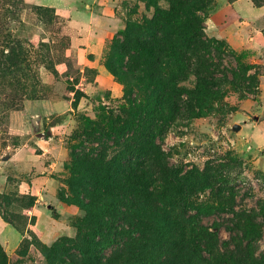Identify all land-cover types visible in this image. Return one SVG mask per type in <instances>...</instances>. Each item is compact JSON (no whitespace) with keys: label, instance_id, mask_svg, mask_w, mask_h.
I'll list each match as a JSON object with an SVG mask.
<instances>
[{"label":"rangeland","instance_id":"rangeland-1","mask_svg":"<svg viewBox=\"0 0 264 264\" xmlns=\"http://www.w3.org/2000/svg\"><path fill=\"white\" fill-rule=\"evenodd\" d=\"M168 8L159 0H0V246L5 264H125L124 240L109 245L101 233L92 232L76 200L123 198L129 161L140 154L142 169H150L149 152L160 154V168L169 175H193L209 185L194 195L196 202L233 194L231 211L199 218L216 234L221 254L235 251L233 241L240 238L234 214L254 213L263 232L253 255L264 264V219L258 215L264 201V0H203L193 10L207 52L187 53L191 63L233 86L216 84L215 96L200 99L171 86L175 107L158 103L155 113L150 104L159 87L139 86L108 67L140 68V41H149L144 24ZM155 34L162 40L161 32ZM159 58L158 73L175 75L173 52L168 49ZM181 86L191 89L193 80ZM126 87L140 123L126 133H90L86 119L106 128L100 112L113 116L124 103ZM150 118L156 137L152 144L140 141L139 147L135 131ZM152 173L158 179V169Z\"/></svg>","mask_w":264,"mask_h":264},{"label":"trees","instance_id":"trees-1","mask_svg":"<svg viewBox=\"0 0 264 264\" xmlns=\"http://www.w3.org/2000/svg\"><path fill=\"white\" fill-rule=\"evenodd\" d=\"M154 1L156 0H140L148 4ZM159 1H165L169 8L167 11H158L147 25L144 24L149 41L147 44L140 41V68L133 69L130 65V71H121L119 68H111L110 65V73L114 76L120 75L139 86L143 84L152 89L159 87V95L150 104L154 106L155 113L158 103H164L171 109L175 107L174 96L168 91L171 86H175L176 90L182 91L190 99L215 96L218 93L216 84L233 86L232 81L225 78L215 81L208 69H202L197 62L191 63L187 55L190 53L196 56L201 51L207 52L204 42L199 39L201 29L192 14L193 10L200 8L203 0ZM157 31L164 35L162 40L155 34ZM129 32L127 29L125 34L129 35ZM168 49L173 52L175 64L177 63V72L170 78L160 75L157 66L161 64L159 55ZM190 79L194 84L191 89L181 86ZM168 95L170 98L164 101ZM130 97L131 89L126 87L124 103L116 108L113 116H109L104 110L100 112V118L107 119L106 128L98 122L86 119L88 131L92 134H121L131 130L135 122L140 123L138 107L131 103ZM162 110L159 108L161 114ZM135 133L138 134L136 144L139 147L143 140L152 144L156 137L152 119L143 120L139 131ZM146 156L152 162L150 169H142L140 154L133 161H129L126 167L128 176L125 177L128 193L123 198L110 195V200L103 199L98 203L86 204L76 200L77 206L88 214V221L92 223L87 224L92 232L101 233V237L109 245L115 244L116 238L124 240L125 264H259L255 262L253 246L261 237L263 228L255 222L254 213L234 214L240 238L233 241L235 251H229V243L226 242L224 245L227 255L221 254L217 249L216 234L201 225L199 218L215 212L231 211L234 204L233 194L214 199L212 203H198L194 195L209 186L205 181L193 175L186 178L171 176L164 167L160 168V154L149 152ZM156 169L159 173L158 179L153 178L152 172ZM189 210L196 212V215L186 216ZM258 215L264 219V201ZM103 227L107 233H103ZM5 262L0 246V264Z\"/></svg>","mask_w":264,"mask_h":264}]
</instances>
